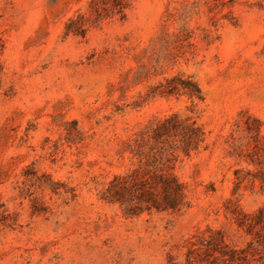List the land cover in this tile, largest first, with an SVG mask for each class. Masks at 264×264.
<instances>
[{
	"label": "rangeland",
	"instance_id": "rangeland-1",
	"mask_svg": "<svg viewBox=\"0 0 264 264\" xmlns=\"http://www.w3.org/2000/svg\"><path fill=\"white\" fill-rule=\"evenodd\" d=\"M212 240L264 264V0H0V264Z\"/></svg>",
	"mask_w": 264,
	"mask_h": 264
},
{
	"label": "trees",
	"instance_id": "trees-1",
	"mask_svg": "<svg viewBox=\"0 0 264 264\" xmlns=\"http://www.w3.org/2000/svg\"><path fill=\"white\" fill-rule=\"evenodd\" d=\"M236 252L237 251L233 249L227 251L220 245L218 240H212L201 244L195 243L194 246L189 249L186 259L182 264H202V262L206 260L214 264H221V261H223V264H228L235 260ZM216 253H219V255ZM225 256H228L227 260H225Z\"/></svg>",
	"mask_w": 264,
	"mask_h": 264
}]
</instances>
